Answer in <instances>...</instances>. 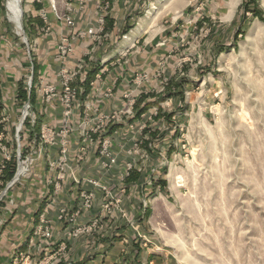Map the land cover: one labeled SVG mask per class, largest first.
Instances as JSON below:
<instances>
[{"label": "rangeland", "instance_id": "rangeland-1", "mask_svg": "<svg viewBox=\"0 0 264 264\" xmlns=\"http://www.w3.org/2000/svg\"><path fill=\"white\" fill-rule=\"evenodd\" d=\"M124 1L21 0L19 28L0 0V264H87L116 239L108 264H264V0ZM41 163L46 210L79 185L52 218Z\"/></svg>", "mask_w": 264, "mask_h": 264}, {"label": "crops", "instance_id": "crops-1", "mask_svg": "<svg viewBox=\"0 0 264 264\" xmlns=\"http://www.w3.org/2000/svg\"><path fill=\"white\" fill-rule=\"evenodd\" d=\"M124 2H127V4H129V5L133 4V0H125ZM120 25H121L120 21L116 22V26L114 27V31L112 33L118 32L119 29L117 27L120 26ZM81 47L82 46H79L78 49L80 50ZM148 48H149L148 46L142 48V51H139L141 53L139 55H136L137 59L135 58L134 61H129V59H125V61H123V64H121L119 67H116L115 69H113V71L111 72L112 75H110V78L113 79V80H116V78L119 76L118 79L120 81V84H119L120 87L123 86V84H125L124 86H126V83L124 82L126 77L128 78L130 76V74L132 75L135 70H141V69H145L146 70L147 69L146 67L143 66V63L146 61V59H143V57L146 56V57H150L151 58L152 50L148 49ZM81 51H79V53ZM138 60L140 62L139 63L140 66H143V67H140V68L138 67L139 64L136 63V62H138ZM142 61H144V62L141 63ZM137 64H138V66H137ZM148 69L151 72L153 70V67L150 66ZM112 76H113V78H112ZM118 89H120V88H118ZM99 104H100V107H98L97 109L101 110V111H103L106 108L107 109L110 108V107L114 108L115 106H117L114 102H111V100L100 101ZM55 108H52L50 112L47 111V114H45L44 117L53 126H55L56 128H59L61 126V114H60L61 110H59L58 113H57ZM76 115H78V111H76ZM87 160L88 161L85 164H83V167L81 169H77L76 170L75 174H76L77 177H83V178L85 176L95 177V174H96L95 171H94L95 170V161L92 160L89 157H88ZM42 166H43V168H42ZM40 168H41V172L42 171H43V173L45 172L44 175L45 174L46 175H45V177H44V175H42V176L40 175L41 178H42V181H43L41 183L42 185L39 186V188H40L39 190H40L41 193H40V195H37L38 198L35 199V201H36L35 204L40 206L39 210H42V212L46 213L48 217L52 218V217H55V214L57 213L56 212L57 208L60 205L66 204L68 206V208H74V206H76V204L79 202V185L74 181L73 177H68L66 180L63 181V188L56 195V197L54 199L55 201L46 210L45 204H46V201H48V199H49L48 198L49 195H51L50 191H51V187L52 186L48 185V183L46 181V178H47V175H48L49 171H47V168L45 170V167H44L43 163H41V167ZM51 175L53 176V179H55L56 178V170L53 169L52 172H51ZM85 184L88 185V186H86V187H88V189L89 188L90 189L93 188L90 184H88V183H85ZM48 186H50V187H48ZM82 186H84V185H82ZM98 201H100V200L98 199ZM90 215H91V213H90ZM90 215L88 214L86 216H81L79 218V222L86 221V219ZM15 216H17V214ZM114 230L115 229L113 228V229H111L110 232H114ZM119 234H123V232L117 233L118 237H120ZM123 236L125 237V236H127V234L124 233ZM114 241H116V242H114ZM122 244H123V241L120 240V239L112 240V241H110L107 244H102V243L98 244L97 246L101 247V248H104L106 246L105 248H106V251H107V253L109 255L107 254L106 257L103 256L104 259L96 257L95 259L88 261L87 264H97V263H99V264H108V259H109L108 257L110 256V253L112 254V251H116L118 255L121 254V251H123V248H124V245H122ZM97 260H99V261H97ZM114 261H117V258H115Z\"/></svg>", "mask_w": 264, "mask_h": 264}, {"label": "built area", "instance_id": "built-area-1", "mask_svg": "<svg viewBox=\"0 0 264 264\" xmlns=\"http://www.w3.org/2000/svg\"><path fill=\"white\" fill-rule=\"evenodd\" d=\"M67 22L69 24H73L74 23L73 20L70 19V18H67ZM94 31L95 30L93 28L89 30L90 33H94ZM67 46H69V45H67ZM67 46H64V48L62 50V54L67 53L68 50H72L71 47L68 48ZM47 91L50 92V93H53L54 87L50 86ZM76 93H77V91H76L75 88L71 89L69 86L66 87V99L64 100L65 101V109H66L65 114H66V116H69V114L71 112V105H72V103H71L72 98L71 97L74 98ZM88 106H90V104ZM29 108H30V103L27 102L26 105H25L24 117H27ZM53 133L54 132L51 129H47L44 137L45 136L52 137ZM66 149L67 148L64 147L63 152H65ZM107 157H108V159L110 160L111 163L115 162V158L111 157V155L109 153H107ZM20 170H21V168L19 169L17 175L14 177V179L11 181V183H14L16 178H17V176H19L23 172V170H22V172L20 173ZM62 211H64V210L62 209ZM40 229L42 230V233H43L44 236H50L51 235V231L48 229V226H44V229H42V227H40Z\"/></svg>", "mask_w": 264, "mask_h": 264}, {"label": "bare ground", "instance_id": "bare-ground-1", "mask_svg": "<svg viewBox=\"0 0 264 264\" xmlns=\"http://www.w3.org/2000/svg\"><path fill=\"white\" fill-rule=\"evenodd\" d=\"M7 9L10 19L19 27H22V13L21 0H8ZM130 39V38H129ZM22 170H20V173Z\"/></svg>", "mask_w": 264, "mask_h": 264}, {"label": "trees", "instance_id": "trees-1", "mask_svg": "<svg viewBox=\"0 0 264 264\" xmlns=\"http://www.w3.org/2000/svg\"><path fill=\"white\" fill-rule=\"evenodd\" d=\"M26 97V96H25ZM31 97H32V95H31ZM32 99V98H31ZM8 169H10V172H8L7 174H6V176L8 177V178H11L12 177V175H13V173H14V170H15V165H11L10 164V166H8Z\"/></svg>", "mask_w": 264, "mask_h": 264}]
</instances>
